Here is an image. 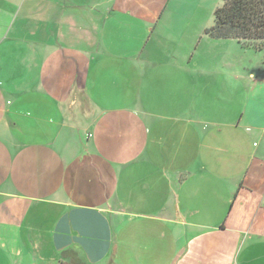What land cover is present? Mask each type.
Returning <instances> with one entry per match:
<instances>
[{
    "label": "crops",
    "instance_id": "1",
    "mask_svg": "<svg viewBox=\"0 0 264 264\" xmlns=\"http://www.w3.org/2000/svg\"><path fill=\"white\" fill-rule=\"evenodd\" d=\"M134 1L0 0V62L32 69L0 95V264H264V79L235 124L181 108L103 42L157 21Z\"/></svg>",
    "mask_w": 264,
    "mask_h": 264
},
{
    "label": "rangeland",
    "instance_id": "2",
    "mask_svg": "<svg viewBox=\"0 0 264 264\" xmlns=\"http://www.w3.org/2000/svg\"><path fill=\"white\" fill-rule=\"evenodd\" d=\"M78 1L83 2L84 7L75 11H85L89 15L93 8L104 11L111 0H76L75 6H78ZM138 2L135 0L131 4L133 12H158V22L148 26L144 32L141 30L142 21L136 18L131 23L132 29H127L128 34H122V28L115 30L114 36L105 37L104 44H109L113 39V51L128 55L131 63H151L157 67V71L161 69L164 76L177 83L181 108L199 110L206 114L217 112L212 117L215 122L235 124L236 119H239V109H244L246 103H249L248 83L256 78L264 79V52L244 48L236 39H218L205 33L214 24L215 9L222 6L224 1L170 0L164 12L162 9L153 11L149 6L147 8V0ZM12 7V4L0 3V24L12 13ZM1 30L0 25V33ZM130 49L133 51H128ZM10 55L13 58V54ZM113 60L109 58L103 63H116ZM31 71L23 63H15L9 58L0 62V95L3 91L25 92L27 86L15 85V79L20 80L31 74ZM250 74L253 79L248 78ZM242 81L246 82V86ZM162 91L167 92L166 85ZM163 100L161 102L167 103ZM168 102L171 106L172 102ZM153 103L159 104V101ZM228 111L233 116L220 114Z\"/></svg>",
    "mask_w": 264,
    "mask_h": 264
},
{
    "label": "trees",
    "instance_id": "3",
    "mask_svg": "<svg viewBox=\"0 0 264 264\" xmlns=\"http://www.w3.org/2000/svg\"><path fill=\"white\" fill-rule=\"evenodd\" d=\"M214 24L205 30L213 38L236 39L241 46L264 52V0H223Z\"/></svg>",
    "mask_w": 264,
    "mask_h": 264
}]
</instances>
